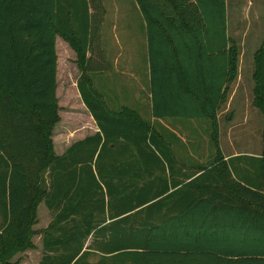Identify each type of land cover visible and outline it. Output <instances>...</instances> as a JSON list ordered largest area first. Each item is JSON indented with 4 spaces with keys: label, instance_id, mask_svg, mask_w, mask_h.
<instances>
[{
    "label": "trees",
    "instance_id": "1",
    "mask_svg": "<svg viewBox=\"0 0 264 264\" xmlns=\"http://www.w3.org/2000/svg\"><path fill=\"white\" fill-rule=\"evenodd\" d=\"M135 1L151 117L216 127L239 65L226 0ZM104 13L102 0H0V259L26 243L41 202L51 220L39 264H264V193L231 185L262 212L252 210L207 168L186 174L137 111L112 112L94 91L88 73L109 70ZM57 37L76 54L77 90L98 129L61 156L52 142ZM254 61L253 104L264 117V42Z\"/></svg>",
    "mask_w": 264,
    "mask_h": 264
},
{
    "label": "rangeland",
    "instance_id": "2",
    "mask_svg": "<svg viewBox=\"0 0 264 264\" xmlns=\"http://www.w3.org/2000/svg\"><path fill=\"white\" fill-rule=\"evenodd\" d=\"M102 3L105 13L100 45L109 73L104 77L100 72L88 73L94 91L99 92L101 81L107 92L116 88L117 94L110 91L107 95L108 108L112 112L123 107L137 111L171 148L177 168L186 174L207 168L220 179L223 193L242 206L261 211L240 197L231 185L237 182L264 193V117L253 104L254 56L264 42V0H226L228 33L239 48V65L227 101L217 111L216 127L206 119L151 117L145 21L135 0H102ZM56 52L60 122L52 132V142L54 155L61 156L72 143L98 129L79 97L76 82L80 71L75 52L60 37L56 40ZM50 220L45 206L37 203L26 243L3 255L0 264H39ZM96 260V257L91 259Z\"/></svg>",
    "mask_w": 264,
    "mask_h": 264
},
{
    "label": "crops",
    "instance_id": "3",
    "mask_svg": "<svg viewBox=\"0 0 264 264\" xmlns=\"http://www.w3.org/2000/svg\"><path fill=\"white\" fill-rule=\"evenodd\" d=\"M227 36L229 37V33H228V26H227ZM58 38V37H57ZM57 38H56V40H57ZM230 38V37H229ZM109 71V70H108ZM102 72L101 73V76L103 75V77H104V75H107L109 72ZM147 82H148V90H149V69H148V77H147ZM105 83L104 82H99V86H98V89H99V94H100V96L102 97V99L105 101V103L107 104V95H109V92L110 91H113L114 93H116L117 94V89L116 88H113V89H111L109 92H107L106 91V89H105ZM118 96V95H117ZM80 97V96H79ZM118 98H119V100H121V96L119 95L118 96ZM150 98V95H149V91H148V99ZM80 100H81V98H80ZM122 101V100H121ZM82 102V101H81ZM150 104H151V102H150ZM87 111V110H86ZM88 112V111H87ZM88 115H89V117H90V119H91V122H94L93 121V119H92V117L90 116V114H89V112H88Z\"/></svg>",
    "mask_w": 264,
    "mask_h": 264
}]
</instances>
